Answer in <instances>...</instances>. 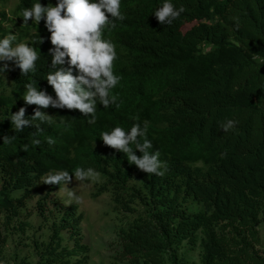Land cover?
Instances as JSON below:
<instances>
[{"label": "trees", "instance_id": "obj_1", "mask_svg": "<svg viewBox=\"0 0 264 264\" xmlns=\"http://www.w3.org/2000/svg\"><path fill=\"white\" fill-rule=\"evenodd\" d=\"M160 2L121 0L125 18L104 29L103 38L117 53L113 70L120 80L111 90L116 104H98L94 124L77 109L42 108L50 120L33 121L38 127L20 133L7 113L25 106L30 117L38 107L25 105L26 85L55 95L45 79L54 71L48 51L53 46L43 20L36 27L17 16L32 0H17L11 11L0 8V37L11 31L33 43L39 55L27 76L15 67L5 71L8 80L0 77V264H88L82 215L73 203L51 219L46 240L33 239L34 263L4 251V224L32 191L45 187L38 200L43 206L62 186L40 180L76 167L96 169L100 182L92 196L109 193L124 211L118 259L264 264V0H174L185 12L165 25L151 12ZM134 116L142 126L147 122V135L139 139L159 149L162 176L140 170L98 137L117 125L129 129ZM227 119L237 123L223 132L219 127ZM183 242L190 249L198 242V260L178 251Z\"/></svg>", "mask_w": 264, "mask_h": 264}, {"label": "clouds", "instance_id": "obj_2", "mask_svg": "<svg viewBox=\"0 0 264 264\" xmlns=\"http://www.w3.org/2000/svg\"><path fill=\"white\" fill-rule=\"evenodd\" d=\"M151 12L161 24H172L185 12V7L177 6L174 0H161ZM17 16L23 18L22 24H35L36 27L43 20L50 33L48 39L53 47L48 51L51 55L50 67L54 71L49 72L45 79L55 95L28 83L21 95L23 101L25 105L38 107L30 117L25 116V106L7 113L11 127L16 133H20L29 125L38 127L33 121H49L51 116L41 110L49 106L77 109L88 118L89 124H94L98 104L105 108L116 104L117 98L111 90L120 80L113 70L117 53L115 45L104 39L103 33L106 27H114V20L125 18L121 10V0H56L55 4L49 0L47 5L41 4L39 0H32L31 5L25 6ZM42 39L39 36V41ZM38 59L39 55L33 43L18 40L17 35L11 31L8 35L0 37V77H3L4 81V73L10 68L8 62L27 76L35 71ZM132 119L137 122L129 129L117 125L110 131L100 133L98 137L106 146L123 152L128 162L135 164L140 170L148 174L164 175L159 149H154L151 140L139 139L147 135V122L142 126L138 116ZM236 123L233 119H227L219 128L227 132L233 129ZM7 138L5 136L2 140L7 143ZM52 142L49 138V143ZM33 143L39 144L40 141L34 139ZM137 149L140 155L134 151ZM73 179L84 184L100 182V173L92 167H76L72 172L66 169L50 172L40 182L63 185L66 189L64 195L67 204H72L80 202V196L72 187H68Z\"/></svg>", "mask_w": 264, "mask_h": 264}, {"label": "rangeland", "instance_id": "obj_3", "mask_svg": "<svg viewBox=\"0 0 264 264\" xmlns=\"http://www.w3.org/2000/svg\"><path fill=\"white\" fill-rule=\"evenodd\" d=\"M16 2L17 0H5L0 3V8L11 11ZM8 63L10 68L7 71L14 70L15 66L11 62ZM5 79L8 80L7 75ZM68 187H72V190L80 196V202L73 204L77 206V212L82 215L80 225L84 234L83 241L89 245L88 264H129L116 257L118 250L121 249L117 234L125 225L122 216L124 211L112 201L109 193L93 197L95 182L84 184L73 179ZM65 191L62 185L50 193L43 206H40L38 200L45 193V187L39 186L32 191L31 197L20 207L18 214L11 216L9 225L4 224V251L9 258L19 256L26 262H35L37 256L32 245L33 239L37 238L39 241L47 239L51 219L69 205L64 195ZM259 234L263 244V225L259 227ZM178 251L186 254L189 259L198 260L200 246L197 242L196 246L190 249L188 244L183 242Z\"/></svg>", "mask_w": 264, "mask_h": 264}]
</instances>
